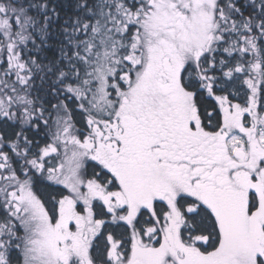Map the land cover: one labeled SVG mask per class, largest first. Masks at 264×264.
Masks as SVG:
<instances>
[{
	"label": "snow or ice",
	"instance_id": "snow-or-ice-1",
	"mask_svg": "<svg viewBox=\"0 0 264 264\" xmlns=\"http://www.w3.org/2000/svg\"><path fill=\"white\" fill-rule=\"evenodd\" d=\"M0 264H264V0H0Z\"/></svg>",
	"mask_w": 264,
	"mask_h": 264
}]
</instances>
